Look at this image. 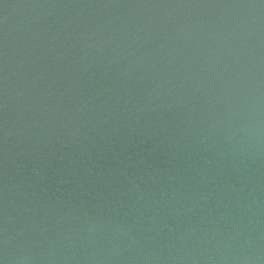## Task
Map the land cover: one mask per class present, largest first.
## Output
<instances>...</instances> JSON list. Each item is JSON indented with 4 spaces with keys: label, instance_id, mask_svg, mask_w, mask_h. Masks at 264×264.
<instances>
[{
    "label": "water",
    "instance_id": "obj_1",
    "mask_svg": "<svg viewBox=\"0 0 264 264\" xmlns=\"http://www.w3.org/2000/svg\"><path fill=\"white\" fill-rule=\"evenodd\" d=\"M0 264H264V0H0Z\"/></svg>",
    "mask_w": 264,
    "mask_h": 264
}]
</instances>
